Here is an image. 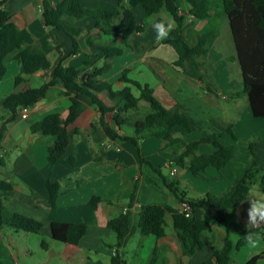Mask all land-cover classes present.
<instances>
[{"label":"crops","instance_id":"obj_1","mask_svg":"<svg viewBox=\"0 0 264 264\" xmlns=\"http://www.w3.org/2000/svg\"><path fill=\"white\" fill-rule=\"evenodd\" d=\"M55 1H7L5 7L20 29L24 45L43 51L50 65L47 69L26 76L25 81L15 87L14 77L19 70V61L13 54L8 55L5 58L6 71L0 80V103L17 88L49 82L60 59L63 66L78 69V76L100 67L103 58L95 60L91 66L85 65L86 61L94 59L88 54L90 48L85 42L89 35L91 42L103 45L115 43L122 49L110 68L98 76L99 80L111 83L113 89H120L124 83L118 77L124 68H128L127 75L140 84H147L165 107L180 103L187 109L202 130L182 136L185 142L199 138L205 130L221 133L225 144H234L239 138H254L257 145H264V136L254 126L246 131L242 126L248 121L264 126V118L251 114L247 98L241 92V73L229 25L225 23L227 18L222 12H211L208 19H195L189 14L188 8L201 0H182L178 11L184 16L183 34L190 44L205 38L207 52L195 58L200 63L199 67L188 62L176 66V53L169 45L156 39V33L149 23V20L174 21L164 7L152 17H144L141 5L131 7L136 20L143 22L144 30L133 33L127 46L119 43L114 36L99 35L94 28V19L85 17L75 20L74 24L81 27L77 36L78 50L69 54L72 42L65 31L49 29L43 24L41 13L44 6H50ZM116 3L117 0H81V5L87 8L111 9ZM225 26L229 35L223 38V44L219 31ZM224 45L229 48L228 53L221 52ZM214 56L232 59L236 64L234 68L236 71L238 69V78L232 79L228 70L223 72V68L226 70L223 62H217ZM133 92L138 94L135 87ZM69 95L65 87L49 84L45 96L30 106L27 117H16L5 123L0 137V178L13 185L6 205L12 211L39 219L42 226L39 233L32 232L36 236L31 237V232H19L10 227V231H7L4 224H0V260L4 264H28L25 260L28 254L37 256L34 264H111V257L115 253L123 264H148L153 256V264H215L213 251L221 247L226 234L232 243H236L238 239L233 234L239 237L248 235L249 239H255L258 233L261 237L259 245L250 248L245 242L238 249H233L230 253L231 264H242L256 253H261L256 264H264V190H260L257 183L250 187L246 199L238 207L226 211L229 222L239 223L247 229L244 233L231 227L226 229L216 222L210 207L193 210L196 217L207 219L209 226L200 235L202 247L190 256L182 252L170 213L165 218V233L160 237L141 236L138 228V212L142 205L165 203L180 209L181 201L167 184L183 191L186 197H196L206 192L220 194L240 179L244 171L242 168L246 169L252 161L251 155L246 157L247 164L244 166L242 164L235 168L232 165L237 163L233 161L235 155L231 162L219 170L207 167L204 172L206 178L194 176L173 160L181 151L182 144L165 146L162 139L148 135L137 138L136 144L119 137L111 138L104 131L100 123L101 114L90 96L79 94L78 116L68 125L69 144L62 156L55 163H50L47 147L52 144L54 137L39 131L32 132L30 125L50 113L64 117L70 103ZM99 95L106 105L112 107L105 111L103 120L109 127H114L113 116L117 113V107L113 106V101L106 94ZM243 100L246 105H243ZM139 106H147V103L140 100ZM0 114L1 125L10 115L3 111L1 105ZM121 116L124 115L121 113ZM135 117L128 113L127 120L115 126L117 133L133 136L132 119ZM29 118L32 120L26 121ZM225 123L231 124L230 129L235 138L226 131ZM208 150L205 144L199 145V151ZM69 155L73 157V162L69 161ZM254 159L258 168L264 170V155H254ZM170 160L176 168L173 174ZM47 180L59 183L55 207H51L48 202ZM93 195L100 198L95 208L89 205ZM124 209L129 210L128 231L117 244L106 222ZM50 221H82L87 225V232L77 244L62 242L59 245L51 237ZM41 240L45 241L46 248L40 246Z\"/></svg>","mask_w":264,"mask_h":264},{"label":"trees","instance_id":"obj_2","mask_svg":"<svg viewBox=\"0 0 264 264\" xmlns=\"http://www.w3.org/2000/svg\"><path fill=\"white\" fill-rule=\"evenodd\" d=\"M7 1L0 0V80L6 71L5 58L13 54L14 58L19 61V70L14 77V86L18 87L25 81L26 76L38 70L47 69L50 61L43 51L24 45L23 35L5 7ZM181 3L182 0H117L113 8L106 9L83 7L81 0H56L52 5L44 6L41 15L46 27L65 31L72 42L69 54H73L78 50L77 36L81 31V27L74 24L75 20L90 17L94 19V28L99 35L114 36L119 43L127 46L128 39L133 33L144 30L143 22L136 20L131 7L141 5L144 9V17L155 16L164 7L171 13L175 27L161 42L169 45L176 53L177 59L174 65L181 66L184 62H188L199 67L200 63L195 58L207 52L206 39L202 38L194 44L186 40L182 29L184 16L178 11ZM218 11L225 15L229 25L235 58L241 73V92L247 98L251 114L254 117L264 118V0H201L188 8L189 14L200 20L208 19L211 12L216 14ZM88 36L85 38L86 46L90 48L88 54L94 59L86 61L85 65L91 66L95 60L100 58L104 59L103 64L78 76V69L63 66L62 59H60L49 82L37 86L20 87L7 94L0 105L10 117L2 121L0 137L5 123L18 117V112L22 107L32 106L42 99L49 84H59L65 87L70 94L67 114L61 117L57 113H50L30 125L32 132L39 131L54 137L52 144L47 147V159L50 163H55L69 144L68 125L73 123L78 116L79 94L90 96L101 114L100 123L111 138L119 137L136 144L137 138L148 135L162 139L165 146L182 144L181 151L173 157V160L194 176L206 178L204 172L207 167L219 170L231 162L236 153V146L225 144L221 133L203 130L199 138L185 142L182 136L202 130L197 121L180 103L170 108L165 107L153 95L152 89L147 84H140L127 75L128 68H124L118 77V80L124 83L120 89H113L111 83L99 80L98 76L110 68L113 59L122 52V49L115 43L103 45L91 42ZM133 87L138 90L137 95L134 94ZM100 93L106 94L113 101V106L117 107V113L113 116L114 127H109L103 120L102 116L105 111L111 110L112 107L104 103ZM140 100L147 102V110L141 116L132 119L134 135H119L115 126H120L127 120L129 112L139 109ZM121 113L125 117L121 116ZM225 124L226 131L232 138H235L230 129L231 124ZM200 144H206L209 150L199 151ZM252 145L254 143L250 142L249 149L252 157L250 165L234 185L220 194L206 192L196 197H186L183 191H178L167 184L181 202L186 201L189 204L190 213L186 215L184 211L174 209L165 203L142 205L138 212L140 235L162 236L165 233L166 215L170 213L182 252L185 256H190L196 249L202 247L200 235L209 226L208 220L196 217L193 210L205 206L213 210V219L226 229L231 227L244 233L247 229L239 223L229 222L226 211L238 207L246 199L253 184L257 183L258 188L264 190V170L258 168ZM187 157L189 159L186 161ZM68 159L73 162L71 155ZM46 188L48 202L51 207H55L59 194L58 181L47 180ZM12 190V183L0 178V224H5L14 230L39 233L42 226L39 219L12 211L6 205ZM99 201L100 198L93 195L89 200V205L95 208ZM127 206H130V201ZM128 215L129 210L126 209L110 217L106 222L117 244L128 231ZM49 229L54 240L77 244L87 232V225L82 221H50ZM245 242L243 239H238L236 243H232L226 234L221 247L213 251L212 258L215 264H231V251L238 249ZM40 246L46 248L44 240L40 241ZM260 254L251 255L242 264H256ZM153 263L154 256L148 264ZM0 264L4 263L0 260ZM111 264H123L117 253L111 257Z\"/></svg>","mask_w":264,"mask_h":264},{"label":"rangeland","instance_id":"obj_3","mask_svg":"<svg viewBox=\"0 0 264 264\" xmlns=\"http://www.w3.org/2000/svg\"><path fill=\"white\" fill-rule=\"evenodd\" d=\"M226 23V25L228 26V23H227V21L225 22ZM227 26H225L224 28H223V30L221 31H219V33H220V37L222 38V42H223V44H225V42H224V39L223 38H226V37H228V32H227ZM231 41V40H230ZM168 49H170L171 50V48H169L168 46H166ZM221 52H223V53H228L229 52V48L227 47V45H224L223 47H221ZM217 62L219 61V60H221L222 62H223V65L225 66V69L226 70H224V68L222 69V71L223 72H225V71H229V73L228 74H230V76L232 77V79H235V78H238L237 77V73H238V69H237V71H236V69L234 68V67H236L235 65V62L232 60V59H230V58H221L220 59V57H213ZM227 65H228V67H227ZM233 66V67H232ZM230 67H232V72H230ZM238 75H239V73H238ZM243 95V94H242ZM243 97H244V99H245V96L243 95ZM147 103V102H146ZM243 105H246V102H245V100H243ZM145 110H147V106H139V109L137 110V111H135V112H129V115L130 116H136V117H138V116H141L142 114H143V112L145 111ZM18 117H20V116H18ZM20 119L18 118L17 119V121H19ZM32 119L31 118H29V119H27L26 121H31ZM24 125V124H23ZM243 129H244V131H246V130H248L250 127H252V126H254L259 132H260V134H261V136H264V126L263 125H260V124H253L252 122H244L243 123ZM21 127V126H20ZM250 142H253L254 143V145H252V149H253V151H254V155H264V145H257V141L254 139V138H250V139H244V140H242L241 138H239L238 140H236L235 142H234V144H235V146H236V157L234 158V160L233 161H236L237 163L236 164H232L233 166H236L235 168H238V167H240V166H242V164H243V166H244V164L246 165L247 163H246V157H248L249 155H251V152H250V149H249V143ZM206 145V144H205ZM206 147H207V145H206ZM229 167V166H228ZM242 170H245V167L244 168H242ZM244 172V171H243ZM198 181H200V180H198ZM263 195H264V193H262ZM4 228L5 229H8L7 231H10L9 229V227L7 226V225H5L4 224ZM19 232H22V230H19ZM30 235H33V236H31V237H34V236H36L35 234H33L32 232L30 233ZM57 241V240H56ZM30 242H34L33 240H30ZM56 243H60L59 245H61V243L62 242H59V241H57ZM50 251H47V253L48 254H50L49 253ZM48 254H46V255H48ZM26 257V261H27V263L28 264H34L35 263V261H36V255L35 256H33V255H30V254H28L27 256H25ZM52 259V258H51Z\"/></svg>","mask_w":264,"mask_h":264},{"label":"clouds","instance_id":"obj_4","mask_svg":"<svg viewBox=\"0 0 264 264\" xmlns=\"http://www.w3.org/2000/svg\"><path fill=\"white\" fill-rule=\"evenodd\" d=\"M149 23L151 24V27L153 28V30L155 31L156 33V39L159 41V40H163V39H166L169 35V32L171 30L174 29L175 27V24H174V21L172 23H166L164 21H160V22H151L149 20ZM233 236L237 239H243L246 241V243L248 244V246L250 248H256L259 243H260V234L258 233L256 235V238L255 239H249V236L248 235H245L243 238L239 237L238 235L236 234H233Z\"/></svg>","mask_w":264,"mask_h":264},{"label":"built area","instance_id":"obj_5","mask_svg":"<svg viewBox=\"0 0 264 264\" xmlns=\"http://www.w3.org/2000/svg\"><path fill=\"white\" fill-rule=\"evenodd\" d=\"M29 112H30V106L22 107L19 110V112H18V116H20L21 118H25V117L28 116ZM169 165H170V168H171L170 169L171 170V173L173 174L175 172V170H176L175 166H173L175 164L173 163L172 160H170L169 161ZM125 210L126 209H124L123 211H125ZM179 210L180 211H184L185 214L188 215L190 213V206H189V204L186 201H183V202H181V207H180Z\"/></svg>","mask_w":264,"mask_h":264},{"label":"water","instance_id":"obj_6","mask_svg":"<svg viewBox=\"0 0 264 264\" xmlns=\"http://www.w3.org/2000/svg\"><path fill=\"white\" fill-rule=\"evenodd\" d=\"M118 127V126H117Z\"/></svg>","mask_w":264,"mask_h":264}]
</instances>
